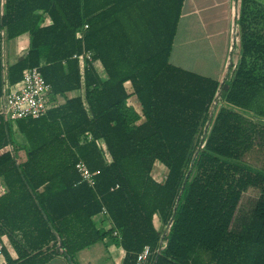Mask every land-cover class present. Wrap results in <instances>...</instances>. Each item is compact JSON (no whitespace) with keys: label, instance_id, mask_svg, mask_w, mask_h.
Wrapping results in <instances>:
<instances>
[{"label":"trees","instance_id":"trees-1","mask_svg":"<svg viewBox=\"0 0 264 264\" xmlns=\"http://www.w3.org/2000/svg\"><path fill=\"white\" fill-rule=\"evenodd\" d=\"M182 4L0 0V101L29 69L51 87L41 119L0 116V151L11 148L0 155V240L16 264H75L105 240L123 250L121 264L145 246L144 264H264V9L241 5L238 51L218 82L169 63ZM127 18L148 44L129 35ZM23 35L26 53L5 58ZM85 51L103 77L72 59ZM79 161L93 188L77 184Z\"/></svg>","mask_w":264,"mask_h":264},{"label":"crops","instance_id":"crops-1","mask_svg":"<svg viewBox=\"0 0 264 264\" xmlns=\"http://www.w3.org/2000/svg\"><path fill=\"white\" fill-rule=\"evenodd\" d=\"M261 2L263 3L264 0H183L169 63L181 70L223 82L227 77L229 67L234 59V50L237 47L235 44L238 36L235 25L237 12L243 3L253 9L252 7L255 8L254 3L262 5ZM132 16L133 18L136 17L137 13L133 12ZM123 23L126 24L129 35H132L135 40L144 41L145 44L149 43L147 40H151L150 34L144 32L141 35L130 28L131 26L135 27L134 24H137L136 19L127 18ZM45 25H48L47 20H45ZM138 26L143 25L139 23ZM115 31L117 30L114 29ZM21 37L25 39H22L18 45L15 44L13 47L9 46L8 48L6 46L5 58L11 61L26 53L29 38L27 35L19 38ZM95 69L98 74L104 76L101 65H96ZM59 102H62L61 99ZM128 104L136 112H140V106L134 98L129 99ZM12 136L18 144L25 142L24 136L20 134L16 126H13ZM10 149V147L3 149L0 151V155ZM17 155L23 158L24 153L18 151ZM155 172H153V178L158 182L161 181L163 176L160 177V173L156 175ZM3 194L4 187L0 182V197ZM97 225L98 228L108 229L106 224H102L101 219L97 220ZM18 234L16 237L20 241L22 240L21 235ZM0 241L4 249L1 255L2 259L8 263L9 261L15 264L18 263L17 252L9 240L3 237ZM123 256L124 252L119 246L112 240H105L79 252L75 257V264H121ZM46 264L69 263L62 256H58Z\"/></svg>","mask_w":264,"mask_h":264},{"label":"built area","instance_id":"built-area-1","mask_svg":"<svg viewBox=\"0 0 264 264\" xmlns=\"http://www.w3.org/2000/svg\"><path fill=\"white\" fill-rule=\"evenodd\" d=\"M86 28L87 26H84V29ZM72 59L96 67L90 52L85 51L81 55H73ZM50 93L51 87L41 77L38 69H29L23 74L21 83L3 96L0 101V116L13 122L41 119L47 112V100ZM74 168L79 176L78 185L84 184L89 188L95 186V177L83 162H77ZM117 188L118 186L115 187ZM100 216L108 218L105 209L101 210ZM113 236L118 237V233L114 231ZM2 250L3 244L0 241V264H10L6 260H1ZM149 256L150 249L145 246L137 256L136 264H144Z\"/></svg>","mask_w":264,"mask_h":264},{"label":"rangeland","instance_id":"rangeland-1","mask_svg":"<svg viewBox=\"0 0 264 264\" xmlns=\"http://www.w3.org/2000/svg\"><path fill=\"white\" fill-rule=\"evenodd\" d=\"M262 3V2H261ZM255 5V8L254 7H252V8H254V9H256V8H258V9H264V2L262 3V5L261 4H259L258 5V3H254ZM26 37V36H25ZM22 39H25L24 37H21V38H19V39H17V40H14V41H11L7 46L9 47V46H14L15 44H17L18 45V43H21V40ZM239 42H240V39H239V35L237 36V40L235 41V44H236V46L237 47H235V53L238 51V46H239ZM234 60H235V58H234ZM263 123H264V120H263ZM13 126H15V125H13ZM255 166V165H254ZM154 171H156L155 172V174L156 175H158V173H160L159 175H160V177H162L163 176V169L159 166V165H157V166H155L154 167ZM163 171V172H162ZM251 202H248L247 204H250ZM248 208H250V207H248ZM155 226H156V228H158L159 227V224H158V222L157 221H155ZM1 260H3L2 259V256H1Z\"/></svg>","mask_w":264,"mask_h":264}]
</instances>
